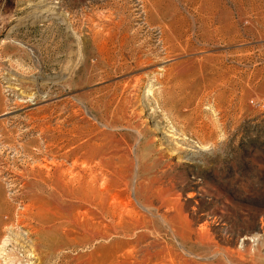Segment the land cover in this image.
<instances>
[{
    "label": "rangeland",
    "instance_id": "374dc122",
    "mask_svg": "<svg viewBox=\"0 0 264 264\" xmlns=\"http://www.w3.org/2000/svg\"><path fill=\"white\" fill-rule=\"evenodd\" d=\"M39 214L32 264H264V0H0V237Z\"/></svg>",
    "mask_w": 264,
    "mask_h": 264
},
{
    "label": "bare ground",
    "instance_id": "6f19581e",
    "mask_svg": "<svg viewBox=\"0 0 264 264\" xmlns=\"http://www.w3.org/2000/svg\"><path fill=\"white\" fill-rule=\"evenodd\" d=\"M143 16V15H142ZM122 46V45H121ZM113 58V57H112ZM150 59V58H149ZM103 60V59H102ZM101 60V61H102ZM109 65V64H108ZM126 66V65H125ZM142 69V68H141ZM161 135V134H160ZM168 137L164 134L161 135V139L162 141H166L167 144H169L168 142ZM163 141V142H164ZM52 158V157H51ZM56 158L59 159V162L58 163H54V167L56 168V180H59L60 177H63L67 174V172L70 171V169L67 167V163L69 161H71V153L68 154V152H64V153H60L59 155L56 156ZM53 160V159H52ZM75 162L72 164L74 165ZM63 168V169H62ZM65 168V169H64ZM72 170V169H71ZM82 181V180H81ZM85 181V180H84ZM54 186H56V183L53 182ZM83 184V187L84 186H90L92 189L94 188V184L95 183H91V184H88L86 182H83L81 183L80 185ZM59 191V190H58ZM55 192V191H54ZM57 193V192H56ZM58 194V193H57ZM21 217H23L24 215H26L25 213H22L20 214ZM34 222L32 223L33 226H30L31 227V230H29L27 233L26 232H19L17 235L14 234L11 230H9L8 228H11V222L6 225H3L5 226V228L3 229H6L4 231V236L1 238L0 237V264H32L30 258L33 254H31V246H32V243L30 242L29 238H28V234L30 233V235L32 236V239H33V236L36 237V241H38L37 245L38 246H41V247H50L51 244L45 242L44 239H46L47 235L50 236L48 233H43L42 230H44L43 226L45 224V218L43 217V215H34ZM1 225V226H2ZM2 226V227H3ZM43 228V229H42ZM114 227H109V230H113ZM46 230V229H45ZM1 231V230H0ZM115 231V230H114ZM2 233V232H1ZM50 233V232H49ZM255 233V232H254ZM114 234V233H113ZM96 236V235H95ZM110 235L108 233V231H104L102 232L98 237L97 239L98 240H103V239H106V238H109ZM123 237V236H122ZM261 237L262 239H264V227L262 228H259L256 232V235H254V241L255 244L259 243V240H261ZM49 238V237H48ZM252 238V239H253ZM31 239V240H32ZM48 240V239H47ZM35 241V239H34ZM228 241V240H227ZM242 242V241H241ZM252 242V243H253ZM240 244V243H239ZM243 242L239 245V248H242L243 246ZM256 246V245H255ZM22 250V253L25 255L24 258H22V260L18 259V257L16 258L15 255H13V251H16L19 253V251ZM217 251V250H216ZM264 253V252H263ZM21 254V253H19ZM224 255V254H223ZM21 256V255H20ZM33 257V256H32ZM226 257V256H225ZM46 258V257H45ZM214 258V257H213ZM227 260V259H226ZM244 259H242V257H238V261L241 263ZM237 261V262H238ZM238 262V263H239ZM229 264V263H228ZM243 264V263H242Z\"/></svg>",
    "mask_w": 264,
    "mask_h": 264
}]
</instances>
